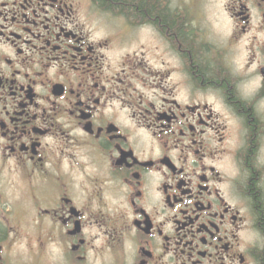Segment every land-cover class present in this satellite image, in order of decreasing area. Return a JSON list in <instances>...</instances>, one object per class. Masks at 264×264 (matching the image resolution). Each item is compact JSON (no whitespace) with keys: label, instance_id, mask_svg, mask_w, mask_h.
Instances as JSON below:
<instances>
[{"label":"flooded vegetation","instance_id":"flooded-vegetation-1","mask_svg":"<svg viewBox=\"0 0 264 264\" xmlns=\"http://www.w3.org/2000/svg\"><path fill=\"white\" fill-rule=\"evenodd\" d=\"M159 2L0 0V264H261L264 0Z\"/></svg>","mask_w":264,"mask_h":264},{"label":"trees","instance_id":"trees-1","mask_svg":"<svg viewBox=\"0 0 264 264\" xmlns=\"http://www.w3.org/2000/svg\"><path fill=\"white\" fill-rule=\"evenodd\" d=\"M107 1L108 6H113L114 8L121 7L127 12L133 13L139 19H148L155 20L160 23L166 30L170 31L172 35H177L181 37L180 39L186 43L188 48V53L192 52L195 47L193 40H190L189 37L185 34L184 24L177 18L171 17L166 10L162 8L159 0H105ZM194 57H197L193 52ZM201 59L195 58L197 65L195 66L197 70H194L195 75L198 77L201 84H217L222 86L227 92V96L232 103H236L234 96V88L230 83L223 77L222 73L219 72L216 68H213L209 65H205L206 62L200 55ZM238 110L244 114L246 120L250 125L251 130V139L249 143V151L246 154V163L248 168H252L253 162V153L256 147V134L258 131V126L256 119L253 116L252 109L244 106L243 104H236ZM258 175L252 169L251 177L248 181L247 192L252 197L255 207L259 212L260 225L264 228V211L262 210L261 202V192L257 187ZM261 264H264V255H261Z\"/></svg>","mask_w":264,"mask_h":264}]
</instances>
